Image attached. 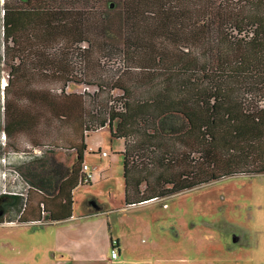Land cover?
<instances>
[{"label":"trees","instance_id":"trees-1","mask_svg":"<svg viewBox=\"0 0 264 264\" xmlns=\"http://www.w3.org/2000/svg\"><path fill=\"white\" fill-rule=\"evenodd\" d=\"M2 14L4 136L41 152L19 167L38 170L26 195L0 194L2 218L69 219L85 139L108 125L125 208L264 174V0H4Z\"/></svg>","mask_w":264,"mask_h":264},{"label":"rangeland","instance_id":"rangeland-1","mask_svg":"<svg viewBox=\"0 0 264 264\" xmlns=\"http://www.w3.org/2000/svg\"><path fill=\"white\" fill-rule=\"evenodd\" d=\"M3 2L0 0V194L26 195L33 185L29 176L38 170L33 167L27 172L19 167L30 163L32 154L41 152L16 153L9 149L4 136L1 82H8V71L2 59ZM119 11L116 7L110 12L115 23ZM66 91L92 95L96 88L72 85ZM110 129L109 125L100 128L87 140L84 163L89 167L86 173H91V179L73 193L77 220L34 227L10 221L13 218L9 215L3 218L0 215L4 220L0 223V264H56L62 259L59 246L64 240L59 234L65 233L63 227L68 226L80 232L72 237L73 242L89 240V244H80L87 252L105 248L106 256L110 257L111 245L109 248V238L105 237L112 234L113 243L119 239L122 256L116 264H264V174L236 175L125 208L123 141L111 137ZM18 138L25 145L23 138ZM97 139L104 141L101 152H106L105 156L89 151ZM53 156L70 163L76 157L73 152L63 151ZM87 211L100 218L82 219Z\"/></svg>","mask_w":264,"mask_h":264},{"label":"crops","instance_id":"crops-1","mask_svg":"<svg viewBox=\"0 0 264 264\" xmlns=\"http://www.w3.org/2000/svg\"><path fill=\"white\" fill-rule=\"evenodd\" d=\"M97 132L98 131H95V132H93V134H95ZM90 135H92V133ZM89 136L86 137V139H85V143L87 146L86 152L88 150V141L87 140H88ZM103 142H104L103 139H99V140L97 139L96 141L92 142V146L89 147V151H90V149H92L91 152L100 153L102 150L101 144H103ZM95 148H97V149H95ZM86 152H85V154H86ZM84 161H85V156H84ZM88 170H89V167H88ZM86 213H87V215L82 216V219L86 217L87 219L90 220V219H93V218H91L92 216H94V218L97 217V219L100 218V217H98L99 216L98 214H93L90 211H87ZM101 213H106V211H102ZM79 219H81V217H79ZM105 219H107V217H105ZM73 220H77V217L74 215V211L72 213V216L69 219L64 220V221H60V222H56L54 224L64 225V224L71 222ZM100 222H103V220L102 221L100 220ZM102 224H104V223H102ZM63 229H65L66 232L63 234H61V233L59 234V236L61 238H64V240H62V243H61L62 245L60 244L61 246H59V248L61 250V254H62V256H61L62 259L59 258L60 260L57 261L56 264H116L118 259L119 258L121 259V256H122L121 243H120L119 239H117V238L114 239V240H116V242L113 243L112 234L109 233L110 237H105V240H107L109 238V242H108L109 248H110V245L114 244L115 247L118 249L119 255H118V258L115 260H112L110 257L106 256L105 248H103L100 251L94 250L92 253L85 251L83 245L89 244L88 243L89 240L87 239L85 242H82V243H84L83 245H80L82 243L72 241V237L75 234L79 235L80 232L78 230H74L72 226L63 227ZM104 234H107V231L104 232ZM87 254H93V256L90 257Z\"/></svg>","mask_w":264,"mask_h":264},{"label":"built area","instance_id":"built-area-1","mask_svg":"<svg viewBox=\"0 0 264 264\" xmlns=\"http://www.w3.org/2000/svg\"><path fill=\"white\" fill-rule=\"evenodd\" d=\"M90 151H92V149H90ZM101 155L105 156L106 152H101ZM88 170V166L86 164H83L82 166V172L85 174V179H84V183L86 182H90L91 179V173H86V171ZM118 249L115 247L114 244L111 245V250H110V258L112 260H115L118 258Z\"/></svg>","mask_w":264,"mask_h":264},{"label":"bare ground","instance_id":"bare-ground-1","mask_svg":"<svg viewBox=\"0 0 264 264\" xmlns=\"http://www.w3.org/2000/svg\"><path fill=\"white\" fill-rule=\"evenodd\" d=\"M1 84H2V88H4L5 85H6L5 80H3V81L1 82ZM3 96H4V95H3Z\"/></svg>","mask_w":264,"mask_h":264}]
</instances>
